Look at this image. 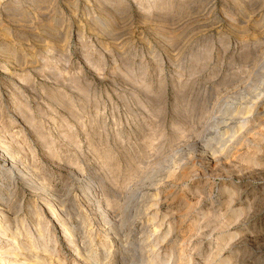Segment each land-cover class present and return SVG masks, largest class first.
Segmentation results:
<instances>
[{
	"label": "rangeland",
	"instance_id": "1",
	"mask_svg": "<svg viewBox=\"0 0 264 264\" xmlns=\"http://www.w3.org/2000/svg\"><path fill=\"white\" fill-rule=\"evenodd\" d=\"M0 157V264H261L264 0H0Z\"/></svg>",
	"mask_w": 264,
	"mask_h": 264
},
{
	"label": "bare ground",
	"instance_id": "2",
	"mask_svg": "<svg viewBox=\"0 0 264 264\" xmlns=\"http://www.w3.org/2000/svg\"><path fill=\"white\" fill-rule=\"evenodd\" d=\"M232 101H234V100H232ZM241 102V101H240ZM239 102V104L241 105V107H242V105L243 104H241ZM230 103V102H229ZM232 103V102H231ZM233 103H235V102H233ZM238 104V103H237ZM237 104H234V105H237ZM227 105V104H226ZM230 106V108H232V107H234V105H232V104H229ZM217 107V106H216ZM245 107V106H244ZM234 108H237L236 106L234 107ZM232 110V109H231ZM227 111H228V107H227ZM226 111V112H227ZM234 111V110H233ZM222 112V111H221ZM225 112V111H224ZM225 112V113H226ZM229 112H230V109H229ZM237 113V112H236ZM217 123V122H216ZM9 154V153H8ZM7 154V155H8ZM1 157H3V158H6V155H5V153L2 151V155H1ZM0 157V158H1ZM2 159V158H1ZM5 161H7V160H5ZM11 161H12V159H11ZM1 162V161H0ZM8 162V161H7ZM17 163V162H16ZM9 166H11V167H13V164L11 165V163H10V165ZM17 166V165H16ZM16 170V169H15ZM12 173H14V171H13V168H12ZM254 204V203H253ZM1 206V205H0ZM2 207V206H1ZM252 208V207H251ZM53 210V209H52ZM4 211V210H3ZM3 211H1V209H0V213H2ZM55 211V210H54ZM260 212V211H259ZM4 213V212H3ZM2 213V214H3ZM4 215V214H3ZM55 216V215H54ZM249 217V216H248ZM2 228V227H1ZM70 234V233H69ZM257 237V236H256ZM259 237V236H258ZM255 238V237H254ZM233 245V244H232ZM229 249V248H228ZM184 253V252H183ZM254 253V252H253ZM182 254V253H181ZM215 256V255H214ZM263 256V257H262ZM222 257V256H221ZM250 257H251V255H250ZM260 258H261V260H263L264 259V253H260V252H255L254 253V255L252 256V258L248 261V263H252V262H257L258 263V260H260ZM263 258V259H262ZM39 260V259H38ZM172 261V260H171ZM240 261V260H239ZM43 262V261H42ZM177 264V263H176ZM240 264V263H239ZM243 264H247V262H244ZM259 264V263H258ZM261 264H264V262H262Z\"/></svg>",
	"mask_w": 264,
	"mask_h": 264
}]
</instances>
